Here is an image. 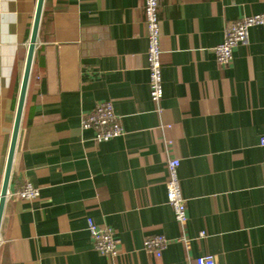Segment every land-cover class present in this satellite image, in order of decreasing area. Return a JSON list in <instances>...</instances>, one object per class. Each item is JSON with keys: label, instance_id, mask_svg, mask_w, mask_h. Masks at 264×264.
<instances>
[{"label": "crops", "instance_id": "1", "mask_svg": "<svg viewBox=\"0 0 264 264\" xmlns=\"http://www.w3.org/2000/svg\"><path fill=\"white\" fill-rule=\"evenodd\" d=\"M37 3L0 0V198ZM144 7L45 0L0 264H195L205 255L264 264V26L250 29L228 66L214 51L227 24L263 14L264 0H160L161 113L150 98ZM105 101L124 135L97 143L81 121ZM170 158L181 161L185 230L167 204ZM25 183L37 200L15 196ZM89 218L114 231L119 257L95 250ZM155 235L170 241L161 258L143 249Z\"/></svg>", "mask_w": 264, "mask_h": 264}, {"label": "built area", "instance_id": "2", "mask_svg": "<svg viewBox=\"0 0 264 264\" xmlns=\"http://www.w3.org/2000/svg\"><path fill=\"white\" fill-rule=\"evenodd\" d=\"M144 13L148 39L147 61L149 68V88L151 101L157 106L156 111L161 113L163 100V66L160 30V0H145ZM256 26H264V13L243 17L227 24L224 29V41L215 47L217 62L221 66H228L234 58V50L249 39L250 29ZM84 130H92L95 133L97 143L109 142L124 135L119 116L115 112L113 103L109 101L96 104L94 109L84 116L81 121ZM170 128V126H168ZM173 141H165L166 147L173 146ZM264 148V138L261 140ZM181 161L178 158H170L167 162L168 178L165 183L167 204L173 210L175 220L182 229H186L189 223L187 204L181 191L179 168ZM264 172V159H263ZM15 196L23 201H34L40 197V190L30 183H25L17 191ZM87 228L95 250L102 256L117 258L121 255L119 243L115 233L108 227L98 225L93 219L87 221ZM206 237L205 232L200 233L201 239ZM183 243L190 248L193 239L184 235ZM170 241L163 235H155L144 241L143 249L146 253L157 258L163 256ZM195 264H217L210 255L195 259Z\"/></svg>", "mask_w": 264, "mask_h": 264}, {"label": "water", "instance_id": "3", "mask_svg": "<svg viewBox=\"0 0 264 264\" xmlns=\"http://www.w3.org/2000/svg\"><path fill=\"white\" fill-rule=\"evenodd\" d=\"M44 2H45V0H38V3H37V9H36L35 20H34V24H33L32 36L30 39L29 51H28V56H27V61H26V67H25L21 92H20V96H19L18 109H17V113H16V119H15L13 135H12V140H11V145H10L8 162H7V167H6V172H5L3 187H2V192H1V198H0V230H1V224H2V219H3L5 202H6V198H7V194H8V190H9V184H10V179H11V173H12L13 161H14V157H15V151H16L17 142H18V138H19V132H20V128H21L23 109H24V105H25L27 89H28L30 75H31V68H32V63H33L34 51H35V47L37 44Z\"/></svg>", "mask_w": 264, "mask_h": 264}]
</instances>
